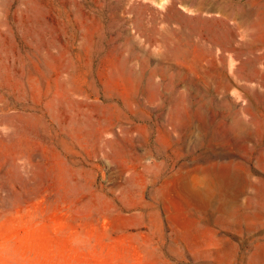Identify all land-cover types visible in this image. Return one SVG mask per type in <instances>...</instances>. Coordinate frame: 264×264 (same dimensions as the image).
Instances as JSON below:
<instances>
[{
    "label": "rangeland",
    "instance_id": "374dc122",
    "mask_svg": "<svg viewBox=\"0 0 264 264\" xmlns=\"http://www.w3.org/2000/svg\"><path fill=\"white\" fill-rule=\"evenodd\" d=\"M0 264H264V0H0Z\"/></svg>",
    "mask_w": 264,
    "mask_h": 264
},
{
    "label": "bare ground",
    "instance_id": "6f19581e",
    "mask_svg": "<svg viewBox=\"0 0 264 264\" xmlns=\"http://www.w3.org/2000/svg\"><path fill=\"white\" fill-rule=\"evenodd\" d=\"M213 185H215L213 182H211V180L208 183V186H206L204 191H196L194 190L190 184L186 185V189L189 191L190 195L192 198H194L195 200L201 202L202 204L206 205L209 201V199L212 198L213 193L217 192L216 188L213 187ZM198 189V188H197ZM222 191V190H220ZM223 196V194H221ZM227 198H232L231 194L229 193L227 195Z\"/></svg>",
    "mask_w": 264,
    "mask_h": 264
}]
</instances>
